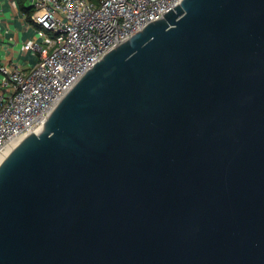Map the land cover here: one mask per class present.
I'll return each mask as SVG.
<instances>
[{
    "label": "water",
    "instance_id": "obj_1",
    "mask_svg": "<svg viewBox=\"0 0 264 264\" xmlns=\"http://www.w3.org/2000/svg\"><path fill=\"white\" fill-rule=\"evenodd\" d=\"M0 264H264V0H180L0 162Z\"/></svg>",
    "mask_w": 264,
    "mask_h": 264
},
{
    "label": "built area",
    "instance_id": "obj_2",
    "mask_svg": "<svg viewBox=\"0 0 264 264\" xmlns=\"http://www.w3.org/2000/svg\"><path fill=\"white\" fill-rule=\"evenodd\" d=\"M179 2L26 0L27 15L17 0L1 1L25 38L0 49V162L107 51Z\"/></svg>",
    "mask_w": 264,
    "mask_h": 264
},
{
    "label": "crops",
    "instance_id": "obj_3",
    "mask_svg": "<svg viewBox=\"0 0 264 264\" xmlns=\"http://www.w3.org/2000/svg\"><path fill=\"white\" fill-rule=\"evenodd\" d=\"M0 0V49L3 47H11V42L21 41L24 37V33L21 28L17 26V20L9 15V10H6V5H2ZM1 8L4 10L1 11ZM7 18V19H6ZM9 19V20H8ZM8 20V21H7ZM8 40H12L9 41Z\"/></svg>",
    "mask_w": 264,
    "mask_h": 264
},
{
    "label": "trees",
    "instance_id": "obj_4",
    "mask_svg": "<svg viewBox=\"0 0 264 264\" xmlns=\"http://www.w3.org/2000/svg\"><path fill=\"white\" fill-rule=\"evenodd\" d=\"M17 5H18L19 9L21 11L27 13V15H29L31 13L30 7H28L26 5V0H17Z\"/></svg>",
    "mask_w": 264,
    "mask_h": 264
},
{
    "label": "rangeland",
    "instance_id": "obj_5",
    "mask_svg": "<svg viewBox=\"0 0 264 264\" xmlns=\"http://www.w3.org/2000/svg\"><path fill=\"white\" fill-rule=\"evenodd\" d=\"M20 48H21V45L20 44H17L15 46V50H16V55H18V53H20ZM19 58V57H18Z\"/></svg>",
    "mask_w": 264,
    "mask_h": 264
},
{
    "label": "bare ground",
    "instance_id": "obj_6",
    "mask_svg": "<svg viewBox=\"0 0 264 264\" xmlns=\"http://www.w3.org/2000/svg\"><path fill=\"white\" fill-rule=\"evenodd\" d=\"M12 146H9V148L7 149V151L11 148ZM10 151V150H9Z\"/></svg>",
    "mask_w": 264,
    "mask_h": 264
}]
</instances>
